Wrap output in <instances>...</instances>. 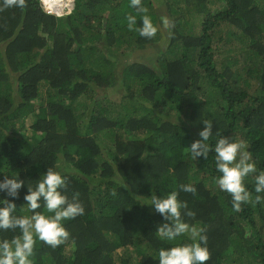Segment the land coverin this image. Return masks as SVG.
<instances>
[{"label": "trees", "instance_id": "trees-1", "mask_svg": "<svg viewBox=\"0 0 264 264\" xmlns=\"http://www.w3.org/2000/svg\"><path fill=\"white\" fill-rule=\"evenodd\" d=\"M129 2L75 0L55 16L39 0L23 8L0 0V179L18 174L34 186L53 167L85 208L64 221L65 243L37 240L33 264H159L161 247L190 241H162L156 229L165 221L139 203L181 184L196 189L178 199L195 213L185 222L206 229V264H264V201L234 211L215 183L214 152L194 160L188 149L212 119L209 145L220 135L242 140L264 170V0H142L159 29L153 38L128 30V14L141 23ZM162 3L171 22L164 33ZM192 9L196 36L184 27ZM222 26L247 51L240 65L214 60ZM164 34L166 51L157 47ZM96 88H112L120 104L100 102ZM245 184L255 200V174ZM25 193L15 200L16 215H31ZM13 235L0 231V239Z\"/></svg>", "mask_w": 264, "mask_h": 264}, {"label": "clouds", "instance_id": "clouds-1", "mask_svg": "<svg viewBox=\"0 0 264 264\" xmlns=\"http://www.w3.org/2000/svg\"><path fill=\"white\" fill-rule=\"evenodd\" d=\"M39 2L44 10L41 0ZM74 4L75 0L71 9H65L62 14L57 12L51 15L62 16L70 12ZM2 6L23 8L25 0H2ZM47 7L51 11L53 5L49 3ZM129 7L141 14V23L137 24L136 15L128 14V30L137 32L141 37H155L159 29L152 17L146 14L147 9L142 5V0H130ZM163 24L165 27L171 26L167 18H164ZM202 123L204 127L199 131L200 139L194 140L188 148L192 159L202 157L207 160L209 153L214 152V166L218 173L215 183L221 191L230 194L234 211L239 212L243 204L264 201V195H261L264 194V170L257 169L244 141L233 136L220 135L214 145H209L208 141L213 136V120L205 119ZM250 174H255V200L245 184ZM25 187L23 200L31 215H16L15 200L19 198L20 190ZM67 188V176L53 167H48L35 180L34 186H26L18 174L0 179V193L6 194L5 198L0 199V231L14 233L11 238L0 239V264H33L32 257L37 240L55 248L69 239L70 233L64 221L82 216L85 208L78 195L74 194L71 198L67 195ZM179 191L195 193L196 189L191 184H181ZM179 191L152 194L149 202L139 203L152 206L165 221L156 229V234L162 241L173 242L181 236H187L190 241L161 247L158 250L159 264H206L210 258L206 229L185 222L184 216L194 217L195 213L188 210L186 201L178 199ZM42 207L46 211H36Z\"/></svg>", "mask_w": 264, "mask_h": 264}, {"label": "rangeland", "instance_id": "rangeland-1", "mask_svg": "<svg viewBox=\"0 0 264 264\" xmlns=\"http://www.w3.org/2000/svg\"><path fill=\"white\" fill-rule=\"evenodd\" d=\"M166 8H165V5L162 3L161 5L158 4V7H157V12H158V15L160 17L159 19V24H160V27H161V32L164 33V24H163V20L164 18H167V12H166ZM195 12V10H191L189 13L186 14L185 16V28H187L191 33V35L193 36H196L200 33V29L201 27H199L198 29V24L196 23L195 24V27H190V22L191 24L193 25V21L196 19L195 17V14H193ZM193 14V17L194 18H191ZM196 15H199L201 19L204 18V16L202 14H196ZM226 28H224V26L220 27L219 28V32L218 34H223L225 36V39L219 43V53H216L214 54V60H219L221 62H227V61H234L237 60L239 65L242 63V56L247 52L245 50H243V44L242 42L238 41V39H235V40H232V36H228L229 34H233V32L231 30H228V33H226ZM235 31V30H234ZM227 34V35H226ZM89 35H92L91 32H89ZM169 37H167L165 34L164 35H161L158 42H157V47H160L162 48L164 51L167 50V43H168V39ZM231 45H230V44ZM240 48V49H239ZM153 50H150L149 52V60H154L156 57H154V54H153ZM106 53H104L105 55ZM120 64L123 62H125V59L122 58V60L119 61ZM122 63V64H123ZM234 65V63H232ZM120 68V67H119ZM235 69V68H233ZM124 85L126 86L125 82H124ZM126 91V90H125ZM121 93H123V95H125V92L124 90H121ZM122 95V94H121ZM92 96H95V97H100L99 98V101L100 102H104L106 99L110 100V101H114L115 98L118 96L115 92L112 91V88H108V89H98L96 88L95 89V93L92 95ZM106 96H109V98H107ZM106 97V98H105ZM117 102V104H120L118 103L117 100H115ZM36 107V106H35ZM120 108V107H119ZM122 109V106L121 108Z\"/></svg>", "mask_w": 264, "mask_h": 264}, {"label": "bare ground", "instance_id": "bare-ground-1", "mask_svg": "<svg viewBox=\"0 0 264 264\" xmlns=\"http://www.w3.org/2000/svg\"><path fill=\"white\" fill-rule=\"evenodd\" d=\"M44 4L47 6V4L51 3L53 5L52 12L57 13L59 12L62 14L65 9H71L72 3L71 0H47V3L45 0H43Z\"/></svg>", "mask_w": 264, "mask_h": 264}, {"label": "built area", "instance_id": "built-area-1", "mask_svg": "<svg viewBox=\"0 0 264 264\" xmlns=\"http://www.w3.org/2000/svg\"><path fill=\"white\" fill-rule=\"evenodd\" d=\"M74 0H71V3L73 4ZM42 6L44 8V11L48 14H53L52 11H49L48 7L44 4L43 0H41Z\"/></svg>", "mask_w": 264, "mask_h": 264}]
</instances>
